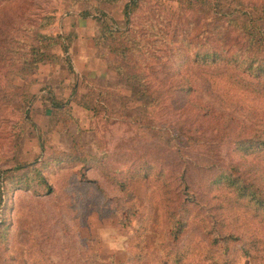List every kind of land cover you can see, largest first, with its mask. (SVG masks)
Masks as SVG:
<instances>
[{"label":"rangeland","instance_id":"374dc122","mask_svg":"<svg viewBox=\"0 0 264 264\" xmlns=\"http://www.w3.org/2000/svg\"><path fill=\"white\" fill-rule=\"evenodd\" d=\"M216 1L137 0L127 24L128 0H0V264H264V18L257 53L239 28L264 0ZM67 4L90 13L78 72ZM116 25L130 26L125 55ZM32 47L53 61L13 71ZM212 48L258 61L238 86L192 60ZM145 77L193 90L152 102ZM238 162L234 203L219 176ZM106 225L130 233L126 252L99 240Z\"/></svg>","mask_w":264,"mask_h":264},{"label":"trees","instance_id":"16d2710c","mask_svg":"<svg viewBox=\"0 0 264 264\" xmlns=\"http://www.w3.org/2000/svg\"><path fill=\"white\" fill-rule=\"evenodd\" d=\"M137 0H128V2L126 3V5L124 6V15L126 17V21L127 24L130 21V15L133 12V10L135 9V4H136ZM135 3V4H133ZM209 3L211 4V6H216L218 5V2L216 0H209ZM256 9L254 8H247L246 10H244V19L245 21L243 23H241V27L240 30L243 33L242 35L244 36V38H247V42L250 44V46H252L253 50L256 52V50H259V47L261 48L263 45L260 43L261 41V37H260V33H262V30L257 26L254 25L255 22H258L259 19L264 18V14H257L255 12ZM264 12V10H263ZM90 13L88 12H84L82 13V16H88ZM130 26L127 27V25H125L124 27L121 26H115L113 29L114 31L117 32V36L115 37L114 41L115 44L113 47L114 51L119 53H122L123 55L127 54L131 49L134 48V46H128V39L125 37L129 31ZM215 33V32H213ZM218 35H221V32L218 33ZM125 37V38H124ZM3 39H0V41L2 42ZM143 47H145L144 45H142ZM220 47V46H219ZM256 47V50H255ZM2 48L7 51L9 49L6 48L5 45L2 46ZM67 48V47H66ZM212 49H216L213 50L212 52H210L211 55L208 54H196V56L192 59L194 60V62L198 63V65H206V66H210L214 68L213 73L211 74L212 76L215 75L216 76H220L223 73H228V75L226 76L228 78V80H233V82L239 86L240 82H239V74L238 71L239 70H245V66L244 64L250 63V68L253 67L254 64L257 63V58L253 60V58H251L249 55H247V53H245L244 51L242 52H234L232 54H229L227 51H220L217 48H212ZM31 51L34 53H37L38 55H36V57L34 59L30 58V59H26L18 68L16 69H12L13 71H18L20 72V68L21 66H25L27 67V73L28 72H32V70L34 69V66L36 65V63L41 62V61H53V57L51 55H48L47 53H45V51H42L40 49H36V48H31ZM145 51L147 52L148 49L145 47ZM257 53V52H256ZM0 57L1 58H5V54L0 50ZM125 65V64H124ZM202 66V65H201ZM173 67V65H172ZM244 67V68H243ZM118 71L121 74H125L122 70L121 66H117ZM246 71V70H245ZM21 73V72H20ZM130 74V75H129ZM218 74V75H217ZM261 74V72L257 75L259 76ZM127 77L129 78L128 81H132V79H135V74L132 73L131 71H129V73L126 74ZM222 78V77H220ZM181 80L182 79H173L172 82H170V86H167L169 84L168 81H166L163 85L161 84H156L153 81H149L148 77L141 79L138 82L137 85H141L142 89H143V93L148 94V96L152 97V102L156 99H160L158 98L163 97V92H166L168 90H172V91H176V90H183V92L186 91L190 92L191 90H193V86L191 85L190 80H188L187 78H184L183 80L189 81L190 84H188V86H186L184 88V86L181 85ZM214 82H217V79H214ZM219 82V81H218ZM231 82V81H230ZM188 83V82H187ZM261 83V81H260ZM184 88V89H182ZM51 93V91H50ZM154 96V98H153ZM54 96H52V98L50 99L51 102L53 103L52 105L54 107H62L66 104V102L64 100H58L57 98H53ZM156 98V99H155ZM154 99V100H153ZM79 103V102H78ZM156 103V102H155ZM157 104V103H156ZM84 105V104H83ZM207 111V110H206ZM193 140H198V137L195 136H191ZM264 145V143L259 144V146ZM262 148V147H261ZM259 164V163H258ZM22 165L16 166L13 169H21ZM232 168L235 170L233 171V173L238 172L239 168H240V162H238L237 164L233 165ZM5 170H3L1 172V174L4 172ZM236 174V173H235ZM234 175V174H233ZM237 175V174H236ZM229 175H226V177H228ZM226 177H221L219 176V180L220 183H222L225 186V191L226 193H231V195H233L234 197L236 196L237 198L234 199V203H238V201H240V192L236 191V189L234 188L235 186L237 187V182H235L238 178H240V175L236 176V179H232V177L230 178H226ZM0 193H1V204L3 205L4 203V197L2 196V194H4L3 190H2V186H1V182H0ZM238 189H240L239 187H237ZM236 191V192H234ZM242 202H248V201H242ZM219 209H223L221 205H219ZM187 222L185 223V225L187 226ZM205 233L207 235V230H205ZM211 233L208 232V235H210ZM227 237H232L231 235H228L226 237H222L221 240H224ZM259 249L258 246L254 247V250H251V248H247V250L245 251L246 256H248L249 258H251L255 252V250Z\"/></svg>","mask_w":264,"mask_h":264},{"label":"clouds","instance_id":"9594fccd","mask_svg":"<svg viewBox=\"0 0 264 264\" xmlns=\"http://www.w3.org/2000/svg\"><path fill=\"white\" fill-rule=\"evenodd\" d=\"M129 235L122 234L112 225H106L98 230L99 240L110 252L113 253H122L127 251Z\"/></svg>","mask_w":264,"mask_h":264},{"label":"crops","instance_id":"0c3cea01","mask_svg":"<svg viewBox=\"0 0 264 264\" xmlns=\"http://www.w3.org/2000/svg\"><path fill=\"white\" fill-rule=\"evenodd\" d=\"M66 9H71V14H72V16L74 17V19H77L76 21H77V24L76 25H74V26H71L70 27V29L68 30V28L67 27H63V28H61V30H62V32H68V31H70V32H72L73 34H74V44H73V48L71 49V53L72 54H75V61H76V66H77V68H75L76 70H77V72H78V33H80L82 30H83V32H84V28H82V27H78V16H79V19H81L82 18V16L78 13V9H76L75 10V8H73L71 5H66ZM83 19V18H82ZM82 28V29H81ZM87 58V57H86ZM75 66V67H76Z\"/></svg>","mask_w":264,"mask_h":264}]
</instances>
